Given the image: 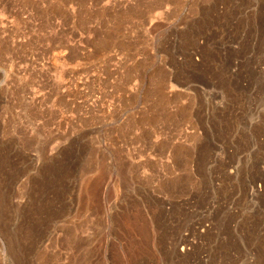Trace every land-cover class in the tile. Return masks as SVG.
<instances>
[{
	"label": "rangeland",
	"instance_id": "rangeland-1",
	"mask_svg": "<svg viewBox=\"0 0 264 264\" xmlns=\"http://www.w3.org/2000/svg\"><path fill=\"white\" fill-rule=\"evenodd\" d=\"M0 264H264V0H0Z\"/></svg>",
	"mask_w": 264,
	"mask_h": 264
}]
</instances>
